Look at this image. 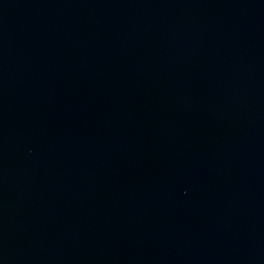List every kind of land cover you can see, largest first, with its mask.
<instances>
[{"label": "water", "instance_id": "obj_1", "mask_svg": "<svg viewBox=\"0 0 264 264\" xmlns=\"http://www.w3.org/2000/svg\"><path fill=\"white\" fill-rule=\"evenodd\" d=\"M0 264H264V0H0Z\"/></svg>", "mask_w": 264, "mask_h": 264}]
</instances>
